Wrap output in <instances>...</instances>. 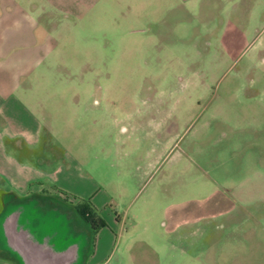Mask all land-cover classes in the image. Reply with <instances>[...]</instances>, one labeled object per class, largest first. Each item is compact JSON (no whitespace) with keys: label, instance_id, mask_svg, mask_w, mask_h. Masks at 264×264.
<instances>
[{"label":"rangeland","instance_id":"374dc122","mask_svg":"<svg viewBox=\"0 0 264 264\" xmlns=\"http://www.w3.org/2000/svg\"><path fill=\"white\" fill-rule=\"evenodd\" d=\"M16 2L69 48L28 99L47 106L46 158L80 165L58 193L117 219L108 263L264 264V0Z\"/></svg>","mask_w":264,"mask_h":264},{"label":"crops","instance_id":"0c3cea01","mask_svg":"<svg viewBox=\"0 0 264 264\" xmlns=\"http://www.w3.org/2000/svg\"><path fill=\"white\" fill-rule=\"evenodd\" d=\"M51 1L54 3L59 0ZM43 17V13H31L16 0H0V178L6 185H0V206L7 199L8 202L29 201L18 207L24 215L32 214L34 221L28 226L38 239L36 245L47 247L49 255L41 260L39 256L34 258L33 255L20 252L19 255H9L8 259L0 257V264H19L23 263V259H28L27 264H109L115 246L113 228L117 219L109 222L103 218L106 225L92 233L90 226L81 223L79 215L71 209L74 205L69 197L58 193L63 188L71 190L68 181L76 176L80 165L70 154H67L68 164H52V158H46L45 152L40 150L46 141L50 142L44 135L48 133L45 122L49 117L43 115L47 114V106L42 100L41 104L38 100L34 105L28 98L35 96L33 87L46 81V77L49 78V71H44L41 66H54L71 60L69 48L64 46V50H60L63 41L60 30L49 25L52 20L47 26ZM48 17L53 18V15L49 13ZM67 31L70 37L75 27L68 25ZM65 92L43 89L38 96L59 98ZM89 94L84 90L79 92V98H85L83 102L86 104ZM70 96L75 98L77 92H72ZM72 103L77 106L75 99ZM82 109L85 118L87 110L91 108L83 105ZM44 162L49 163L45 166L42 164ZM85 194L90 195L92 205L97 211L100 210L101 198L95 193ZM45 214L51 216L54 229L50 235L40 238L36 224L38 217L42 215L44 218ZM10 234L8 229V239L15 244L16 237ZM187 247L182 245L181 250ZM142 256V253L134 255V263L151 264L150 259L146 262Z\"/></svg>","mask_w":264,"mask_h":264},{"label":"water","instance_id":"95a60500","mask_svg":"<svg viewBox=\"0 0 264 264\" xmlns=\"http://www.w3.org/2000/svg\"><path fill=\"white\" fill-rule=\"evenodd\" d=\"M21 210L22 209L20 207H15L8 212L9 234L13 233L12 235L16 237L17 241L15 244L20 246H18L20 252L33 255L35 256L34 258L39 256L41 257V260H45L48 257L47 255H49V249L47 247H43L42 245H36L38 239L31 232L30 226H28L34 221V218L32 215H24ZM26 228H28L27 231L25 230Z\"/></svg>","mask_w":264,"mask_h":264},{"label":"flooded vegetation","instance_id":"af4514ba","mask_svg":"<svg viewBox=\"0 0 264 264\" xmlns=\"http://www.w3.org/2000/svg\"><path fill=\"white\" fill-rule=\"evenodd\" d=\"M27 203H29V201L19 202V205H25ZM0 210H2L0 211V257L2 259H8L9 255H14L15 253L19 255L20 253V249H18L19 245L12 243V241L8 239V199L1 204ZM45 216L48 215L45 214L44 217ZM46 225L52 226V229L49 228L45 231ZM36 226L39 228L38 233L39 237L41 238L43 237V235L51 234V230H53L54 223L51 222L49 218L45 219L41 215L40 217H38ZM27 260L28 259H23V263L20 262L19 264H27Z\"/></svg>","mask_w":264,"mask_h":264},{"label":"trees","instance_id":"16d2710c","mask_svg":"<svg viewBox=\"0 0 264 264\" xmlns=\"http://www.w3.org/2000/svg\"><path fill=\"white\" fill-rule=\"evenodd\" d=\"M77 214L90 226L92 233H95L100 227L106 225L105 220L101 217L97 209L89 200L78 203L75 206Z\"/></svg>","mask_w":264,"mask_h":264}]
</instances>
